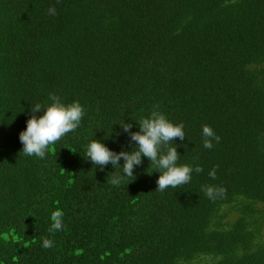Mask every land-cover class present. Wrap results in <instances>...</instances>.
Wrapping results in <instances>:
<instances>
[{
	"label": "trees",
	"instance_id": "16d2710c",
	"mask_svg": "<svg viewBox=\"0 0 264 264\" xmlns=\"http://www.w3.org/2000/svg\"><path fill=\"white\" fill-rule=\"evenodd\" d=\"M50 93L85 115L44 159L26 156L19 134ZM154 105L184 125L185 139L169 142L178 166L204 171L161 192L160 170L142 157L135 178L112 185L122 169L101 170L87 145L135 150L121 124L139 131ZM203 125L221 137L212 149ZM204 185L226 196L212 201ZM255 203L264 204V0H0V264H264ZM57 209L64 227L53 234ZM227 209L238 216L222 223Z\"/></svg>",
	"mask_w": 264,
	"mask_h": 264
},
{
	"label": "clouds",
	"instance_id": "9594fccd",
	"mask_svg": "<svg viewBox=\"0 0 264 264\" xmlns=\"http://www.w3.org/2000/svg\"><path fill=\"white\" fill-rule=\"evenodd\" d=\"M49 15H56L55 6L49 7ZM49 100L52 103L42 110L41 104H36L31 108L33 115L27 120V126L19 134V140L23 145L22 151L26 156H35L40 159L46 157V153L51 145H54L69 132H74L81 124L85 115L82 105L76 101L65 105L61 102L59 96L50 93ZM159 106L154 105L149 117L141 118L138 122L139 131L132 132L130 123H123L121 127L125 133H129L130 142H135L137 148L133 151L115 152L110 150L105 144L98 140H93L87 145L86 158L94 165L99 166L101 170L108 164L113 167H120L123 175H115L110 183L119 186L124 177H134V168L141 165L142 157H146L160 171V176L156 181L158 191L177 188L189 183L192 179V173H202L204 169L197 165L195 168L187 164L178 166L177 162L180 155L176 147H169V142L180 138L185 139L183 123L174 124L168 118L158 111ZM43 111V114L37 117L35 113ZM203 147L212 149L214 142L219 143L221 137L208 125L202 127ZM198 158V157H197ZM123 159V166L119 161ZM209 171L211 179H216V168ZM133 180V179H132ZM202 191L212 201L226 196V188L215 185H204ZM64 213L57 209L51 214L50 233L63 230ZM54 246L50 239H43L42 247L48 249Z\"/></svg>",
	"mask_w": 264,
	"mask_h": 264
},
{
	"label": "rangeland",
	"instance_id": "374dc122",
	"mask_svg": "<svg viewBox=\"0 0 264 264\" xmlns=\"http://www.w3.org/2000/svg\"><path fill=\"white\" fill-rule=\"evenodd\" d=\"M252 209L255 213H259L264 217V204L255 203L252 205ZM223 214H225V217L222 219V223L233 222L238 216L237 211L229 209L225 210ZM259 241L264 242V225L259 233Z\"/></svg>",
	"mask_w": 264,
	"mask_h": 264
}]
</instances>
